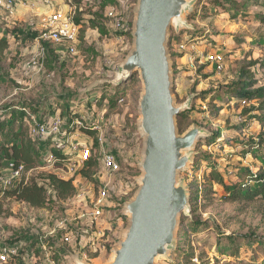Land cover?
<instances>
[{"label":"rangeland","instance_id":"374dc122","mask_svg":"<svg viewBox=\"0 0 264 264\" xmlns=\"http://www.w3.org/2000/svg\"><path fill=\"white\" fill-rule=\"evenodd\" d=\"M195 1L187 16L193 30L176 34L173 29L169 48L176 104L190 107L178 118L180 133L197 126L207 136L198 141L192 162L179 177L189 192L190 210L180 217L169 257L157 264H264V197L239 196L246 181L253 191L258 185L250 181L258 173L264 175V96L249 100L238 95V85L244 81L252 85L248 88L252 93L264 89V0ZM137 3L119 0V12L127 25L133 23ZM98 4L88 2L77 12L82 32L76 56L39 39L32 27L38 16L32 11L0 12V150L11 128L5 121L15 107L31 109L36 118L43 112L52 115L56 109L67 118L72 105L78 119L102 121L95 137L81 131V140L92 147V155L101 160L104 153H112L121 166L113 176L99 170L93 182L76 174L77 194L67 202L55 199L47 180L50 174H61L60 170L47 164L30 171L27 177L50 192L51 201L44 210L0 192V249L18 247L28 261L41 259L39 264L45 254L57 255L62 264H75L78 255L72 254L80 248L75 219L93 207L102 185L110 182L109 207L101 220L106 228L98 241L106 249L91 252L85 260L108 264L129 223L124 204L133 198L142 174L139 103L143 85L137 73L120 87L112 82L116 67L133 47V37L130 33L123 43H117L121 32L113 29ZM183 41L187 47L180 50ZM212 53L224 56L223 71L205 60ZM17 120L16 130L25 119L18 116ZM0 165L7 168L2 152ZM218 176L223 184L218 183ZM18 182L15 179L13 184Z\"/></svg>","mask_w":264,"mask_h":264},{"label":"water","instance_id":"95a60500","mask_svg":"<svg viewBox=\"0 0 264 264\" xmlns=\"http://www.w3.org/2000/svg\"><path fill=\"white\" fill-rule=\"evenodd\" d=\"M195 0H138L131 35L133 47L117 67L118 84L138 74L143 93L139 128L144 140L141 176L133 198L124 204L128 226L112 250L108 264H157L174 246L180 217L190 210V196L179 177L193 159L198 141L207 136L193 126L181 134L179 116L190 109L174 97L169 43L176 34L193 30L187 16ZM189 103V102H188ZM75 264H89L79 256Z\"/></svg>","mask_w":264,"mask_h":264},{"label":"built area","instance_id":"2783aa9c","mask_svg":"<svg viewBox=\"0 0 264 264\" xmlns=\"http://www.w3.org/2000/svg\"><path fill=\"white\" fill-rule=\"evenodd\" d=\"M96 0H0V12L14 15L18 8L32 11L38 16V21L32 24L35 32L39 34V39L51 43L54 47H65L68 53L76 56L79 52L78 42L80 38L81 26L77 23V12L81 5ZM107 16L113 22V29L117 32L129 31V26L125 23L120 12L115 8H109ZM187 47V42L183 41L179 45L180 50ZM205 60L215 66L218 71L224 69V56L222 54H208ZM191 61V58H190ZM193 63V62H191ZM32 65H36L34 62ZM123 102V99L119 101ZM102 121L86 123L84 117L76 119L69 131L66 128L67 122L59 114L50 117L40 124H36L32 129V135L36 140L44 141L51 139L53 147L66 154V169L61 170V178L74 179L76 174L84 168L92 156V147H88L82 142L81 129L86 127L91 131L101 129ZM102 143V139L99 138ZM47 164L54 165V157L49 154ZM36 170V169H35ZM99 170L106 176H113L120 173L121 166L118 158L112 153H104L99 160ZM25 174L23 165L16 166L9 163L7 171L0 175V190L12 189L15 179L19 182ZM28 174V173H27ZM18 182V183H19ZM110 192V182L102 185L98 197L93 201L94 205L90 210L81 213L75 219V234L80 238V248L74 255L86 260L90 259V253L99 254L105 251L106 246L98 244L104 237V216L105 207H109L108 198ZM69 255V254H68ZM47 264H55L53 257H44ZM32 264L18 251V247H4L0 249V264Z\"/></svg>","mask_w":264,"mask_h":264},{"label":"trees","instance_id":"16d2710c","mask_svg":"<svg viewBox=\"0 0 264 264\" xmlns=\"http://www.w3.org/2000/svg\"><path fill=\"white\" fill-rule=\"evenodd\" d=\"M95 2L99 3L98 5H100L101 11H107L109 8H115L118 11H120L119 0H96ZM77 23L80 24L79 21H77ZM80 26L82 25L80 24ZM128 26L130 28L129 31L121 32V34L117 36L123 37L126 35L129 37L132 27L131 21L128 23ZM93 27L95 26L93 25ZM81 32L82 31H80V38H81ZM101 32H102L101 34H106L104 29L103 30L101 29ZM185 35L186 33L184 34V36ZM184 36L180 37V35H178L177 37H180V39H182V37ZM2 44L6 45L7 43L2 42ZM132 77H135V74ZM131 78L118 83L116 87H120L121 84L124 82H129ZM238 86L240 90V93H238V95L241 98H247L250 100L255 97L258 98L264 96V89H259L254 93L248 91V88L251 87L252 85L247 83V81H244L243 83L242 82L239 83ZM117 89L115 90L116 92ZM114 96H116V93L114 94ZM122 99H123L122 97H118V101ZM15 110L16 111H13V113H11L10 119L5 121L6 125H8L11 128L9 129L8 132L9 138H7L6 140L7 143L1 147L0 153L2 152L4 154V158L7 161V167L9 163H13L16 166L23 165L25 168V174L22 176L20 182L14 188L7 189L5 191L0 190V192H4L5 197H9L16 201L22 202L33 209L44 210L47 209V206L51 201L50 192L45 187V185L40 184L36 179L28 178L27 173H29L32 170L45 167L47 163L44 162L45 160L44 158H46L48 154H51L54 157L55 164L53 165V169L60 171L65 170L67 156L63 152L53 147V143L51 139H47L44 141L36 140L32 135V129L37 123L38 124L43 123L51 116H56L57 112L56 109L54 110V113H52V115L43 112L41 117L36 118L35 116L36 113L33 114L32 110L31 109L28 110L27 107L25 106H21V107L17 106L15 107ZM75 110L76 109H74L72 105L71 106L69 105V111H68L69 115L67 116L68 119L66 117H63L67 122L66 128L69 131L72 130V126L75 123V120L78 118L76 116L77 112ZM60 115L62 116L61 113ZM18 116L21 117V120L25 119L24 121L27 122V125L26 126L23 125L24 124L23 121L21 127L18 130H16L14 129V126L18 122L17 120ZM180 126H181V122H180ZM81 131L87 132L91 137H95L96 134L95 131H91L90 129L87 128V126L82 128ZM256 148L257 146H254L253 150H255ZM258 170L260 171L261 167ZM6 171L7 168H3L2 165H0V175L5 173ZM98 171H99V160L97 157L92 155L88 160L86 166L79 171V176L82 180L93 182ZM47 180L49 183V187L54 193L55 199L57 201L67 202L75 198L77 194V185L75 179H63L59 174L54 173L48 175ZM217 180L218 183L223 184V180L221 179L220 176H218ZM246 182H247L246 184L248 185L243 186L242 188L243 191L240 193V195L238 194L239 196L249 197L254 195V196L264 197V175H262V173H258V175L253 177V179L250 181L253 182L255 185L256 184L258 185L257 189L252 191V189L250 188L251 183H249V181ZM228 190H230V188H228ZM0 215H2L1 211H0ZM61 250L65 252L63 249ZM53 260L55 261V264H62L59 258L57 257V255L53 256Z\"/></svg>","mask_w":264,"mask_h":264},{"label":"crops","instance_id":"0c3cea01","mask_svg":"<svg viewBox=\"0 0 264 264\" xmlns=\"http://www.w3.org/2000/svg\"><path fill=\"white\" fill-rule=\"evenodd\" d=\"M87 36H88V34H87ZM124 38H126V36L118 37V38H115V39H116L117 43H123V42H124V41H123ZM85 40L88 41V37L85 38ZM122 62H123V61H122ZM122 62H121V63H122ZM108 63H109V62H108ZM121 63H120V64H121ZM110 64H111V62L109 63V65H110ZM120 64H119V65H120ZM111 65H112V64H111ZM117 67H118V66H117ZM117 67H116V68H117ZM57 114H59V113H57ZM51 117H53V116H51ZM24 255H25V254H24ZM65 258H66V257H65ZM40 260H41V259H38V260L35 259L34 261H32V259H29V261L32 262V264H39V261H40ZM43 260H44L43 263H44V264H47V260L44 259V258H43ZM43 263H40V264H43ZM11 264H13V263H11Z\"/></svg>","mask_w":264,"mask_h":264}]
</instances>
